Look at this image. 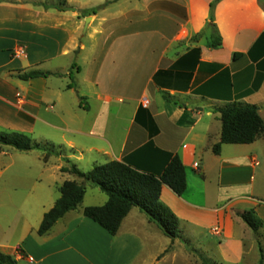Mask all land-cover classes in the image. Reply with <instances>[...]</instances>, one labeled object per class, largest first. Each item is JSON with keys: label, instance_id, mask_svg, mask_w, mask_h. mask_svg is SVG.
Returning a JSON list of instances; mask_svg holds the SVG:
<instances>
[{"label": "crops", "instance_id": "0c3cea01", "mask_svg": "<svg viewBox=\"0 0 264 264\" xmlns=\"http://www.w3.org/2000/svg\"><path fill=\"white\" fill-rule=\"evenodd\" d=\"M55 2L62 10L48 0H0V126L32 132L40 124L60 133L63 152L52 156V165H43L59 175L58 192L65 181L77 183L73 177L83 183L61 172L68 167L65 159L93 167L126 158L134 168L157 174L168 154L178 155L186 190L179 197L164 186L160 201L188 239L211 251L242 252L245 229H250L239 214L254 210L264 233V135L249 145H222L218 156L212 147L220 140L219 110L226 105L256 106L263 120L258 104L264 102V3ZM213 2L217 48L209 47L206 29ZM19 49L23 53L15 55ZM196 49L197 56L189 54ZM234 54L243 56L233 61ZM30 71L50 75L17 77ZM67 93L71 105L65 104ZM7 155L0 150V156ZM34 189L23 204L39 206ZM43 199L40 223L57 200L51 194ZM82 210L70 211L43 236L37 234L39 226L35 233L22 228L13 246L0 243V253L18 264H147L139 259L150 234L164 236L137 208L115 236ZM17 249L23 257L14 256ZM161 255L149 258V264H160Z\"/></svg>", "mask_w": 264, "mask_h": 264}, {"label": "trees", "instance_id": "16d2710c", "mask_svg": "<svg viewBox=\"0 0 264 264\" xmlns=\"http://www.w3.org/2000/svg\"><path fill=\"white\" fill-rule=\"evenodd\" d=\"M260 1L264 2V0ZM216 2L210 4L211 12L206 27L207 30H210L209 47L211 48H217L221 45L213 25L212 11ZM43 6L47 8L46 5ZM53 7L62 10L63 4L57 2ZM203 34L201 33L200 36ZM261 37L264 38V34ZM198 53L199 51L196 49L189 54L197 56ZM242 56V54H234L233 61ZM48 75L50 74L38 71L17 73V77L22 81L47 77ZM70 78L72 79L71 76ZM219 114L221 122L220 140L212 147V152L216 156L220 155L222 145H249L264 135V123L256 106L234 102L220 109ZM37 147L38 145H34L31 139L23 134L16 132L0 133V150L1 148H9L18 152H29ZM50 149V151H45L44 161L51 156H59L63 152L60 147L52 146ZM64 161L68 167L61 168V172L70 173L82 179L83 183L65 181L59 187L60 197L53 207L43 215L37 230L39 236L46 235L57 221L81 205L86 192L85 184L89 183L99 188L107 197V201L101 206L83 208L82 215L97 224L109 235L115 236L125 217L133 208H137L164 236L171 240L181 238L178 219L160 201L161 190L164 186L179 197L186 190V172L178 155L168 154L163 169L157 174L142 172L134 168L126 158L122 161H110L103 165H94L88 172L80 171L67 159ZM239 217L252 232L257 233L263 228V222L257 217L254 210H245L239 214ZM16 251L23 257L19 249ZM202 263L208 264L205 261ZM0 264H18V262L13 257L0 253Z\"/></svg>", "mask_w": 264, "mask_h": 264}, {"label": "rangeland", "instance_id": "374dc122", "mask_svg": "<svg viewBox=\"0 0 264 264\" xmlns=\"http://www.w3.org/2000/svg\"><path fill=\"white\" fill-rule=\"evenodd\" d=\"M48 1L52 6L56 3L55 0ZM208 31L210 32V30ZM201 37L200 34L195 35L191 40L197 41ZM53 82L59 83L60 81L54 79ZM62 82L68 83L69 80L64 78ZM72 100L71 94L67 93L65 95V104L71 105ZM258 105L261 107L264 120V102ZM11 132L23 134L30 138L34 145H38L37 148L29 152H18L9 148H1V150L8 152V155L0 156V171H3L0 174V191L5 189L4 195H2L3 191L0 192V243H10L13 246L22 228L35 233L40 225L41 218L38 210L41 208L39 206L44 202L43 195L51 194L55 199L59 197L58 187L55 184V182L59 181V175L49 169L46 171L47 168H51L50 166L55 159L52 156L49 157L46 161H51V165L45 169L43 165L46 161L43 160V157L46 150L50 151L52 146L57 148L62 144V140L58 136L60 134L58 131L48 129L40 124H37L32 132L16 127L0 126V133ZM10 163V168L6 169L5 167ZM70 164H75L83 172H88L92 168V166H88L85 163L79 165L70 161ZM73 179L77 183L79 182L77 178L73 177ZM34 185V195L36 198H41L39 206L34 202L32 204H23L24 195ZM86 185L83 201L76 209L78 211L89 206H100L106 200V196L103 193H98L92 187L93 185L89 183ZM179 230L182 231V228L179 227ZM245 231L244 249L238 253H234L230 249L218 251L215 247L212 251L208 250L203 247L202 242L199 244L200 240H195L194 242L182 232L181 238L175 240L154 232V234H150V240L152 241L147 243L139 261H145L149 264V258L157 254L159 257L161 252L163 255L160 256L162 257L160 264H203L202 261L208 264H264V233L261 230L257 233L248 229H245ZM213 233L217 235V229H214ZM5 238L7 241L3 242ZM16 255H18L17 251L14 253V256ZM68 262V264H73V261ZM75 263L77 264L78 262L76 261ZM19 264L24 263L21 262Z\"/></svg>", "mask_w": 264, "mask_h": 264}, {"label": "built area", "instance_id": "2783aa9c", "mask_svg": "<svg viewBox=\"0 0 264 264\" xmlns=\"http://www.w3.org/2000/svg\"><path fill=\"white\" fill-rule=\"evenodd\" d=\"M23 53L22 49H19L15 52V55H21ZM194 167H197V164H194Z\"/></svg>", "mask_w": 264, "mask_h": 264}, {"label": "water", "instance_id": "95a60500", "mask_svg": "<svg viewBox=\"0 0 264 264\" xmlns=\"http://www.w3.org/2000/svg\"><path fill=\"white\" fill-rule=\"evenodd\" d=\"M89 20V18L86 19V21Z\"/></svg>", "mask_w": 264, "mask_h": 264}]
</instances>
